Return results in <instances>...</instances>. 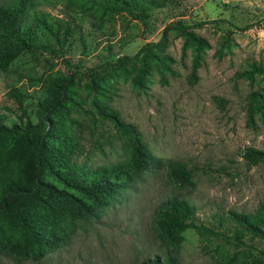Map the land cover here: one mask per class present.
<instances>
[{"label":"rangeland","instance_id":"374dc122","mask_svg":"<svg viewBox=\"0 0 264 264\" xmlns=\"http://www.w3.org/2000/svg\"><path fill=\"white\" fill-rule=\"evenodd\" d=\"M32 11L60 20L69 33L63 43L53 44L54 51H25L0 70V121L45 129L42 104L50 86L73 70L70 66L131 56L143 43L163 38L160 58L148 59L140 81L139 59L98 89L75 79L84 101L70 111L71 123L64 122L71 125L77 163L86 167L125 159L121 130L97 113L99 107L114 110L121 124L135 127L157 160L90 218L68 222V235L42 259H15L0 251V264L165 260L174 248L159 237L155 213L172 196L194 206L192 222L199 227L183 231L179 264H220L225 250L234 255L247 247L264 250V241L245 230L237 240L234 233L241 227L230 214L264 206V160L250 164L245 157L247 149L264 152V0H165L149 10L145 24L124 12L103 22L64 0H39L27 24ZM171 21L185 24L202 43L185 41L175 31L163 34ZM168 160L189 169L193 183L177 184L168 173ZM5 236L17 239L8 231Z\"/></svg>","mask_w":264,"mask_h":264},{"label":"trees","instance_id":"16d2710c","mask_svg":"<svg viewBox=\"0 0 264 264\" xmlns=\"http://www.w3.org/2000/svg\"><path fill=\"white\" fill-rule=\"evenodd\" d=\"M39 0H9L0 4V70L25 51L44 49L54 51L53 44L66 40L69 28L60 20L42 12L32 11L31 23L26 17ZM73 6L93 12L100 21H109L115 14L124 12L130 18L145 24L150 9L160 8L165 0H64ZM215 21V20H213ZM224 21V20H220ZM179 21L164 25L167 30L183 35L185 41L202 42L198 36L186 30ZM239 30L244 27L237 28ZM158 42H145L131 56H117L113 61L105 59L97 65L73 70L61 81L50 86L42 104L41 123L45 129L27 124L23 128L6 126L0 121V251L15 259L38 261L50 253L55 245L68 235L67 223L76 219L90 218L96 209L103 207L118 188L130 182L140 172L154 165L151 154L140 134L130 124H121L112 109L99 107L97 113L111 120L121 130V139L126 149L124 161L107 166L89 168L77 163L75 142L71 136L70 111L84 101L77 93L74 80L84 79L89 89H98L100 82L116 71L133 67L139 59L141 80L147 71L148 59L160 58ZM249 163L264 160V152L247 149ZM168 173L179 185H191L192 174L183 164L168 160ZM56 177L55 183L49 174ZM194 206L178 196L166 199L155 216L159 237L172 245L174 250L165 260L154 258L141 264H179L176 253L183 240V231L189 227L199 228L192 222ZM236 221L235 237L240 240V231H247L264 241V206L248 214L230 213ZM5 231L15 234L12 241ZM240 255L237 257V255ZM237 255L229 251L221 255L220 264H232L236 259L243 264H264V250L247 247Z\"/></svg>","mask_w":264,"mask_h":264}]
</instances>
